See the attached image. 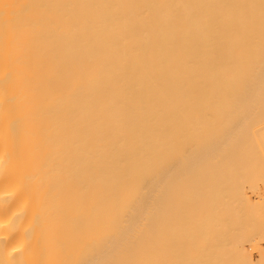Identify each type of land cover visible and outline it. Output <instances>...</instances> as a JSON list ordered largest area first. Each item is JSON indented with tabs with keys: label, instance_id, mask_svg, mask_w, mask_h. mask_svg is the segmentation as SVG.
Listing matches in <instances>:
<instances>
[{
	"label": "bare ground",
	"instance_id": "1",
	"mask_svg": "<svg viewBox=\"0 0 264 264\" xmlns=\"http://www.w3.org/2000/svg\"><path fill=\"white\" fill-rule=\"evenodd\" d=\"M263 150L264 0H0V264H165L176 217L179 258H252L189 244L225 187L178 200Z\"/></svg>",
	"mask_w": 264,
	"mask_h": 264
},
{
	"label": "rangeland",
	"instance_id": "2",
	"mask_svg": "<svg viewBox=\"0 0 264 264\" xmlns=\"http://www.w3.org/2000/svg\"><path fill=\"white\" fill-rule=\"evenodd\" d=\"M259 151H261V150H259ZM264 151V150H263ZM264 155V154H263ZM262 155V156H263ZM259 160H257V159H253V160H255V161H247L246 162V160H232L231 161V159L230 160H225L224 161V163H221V162H219V163H221V164H219L220 166H218V164H216V166H214L215 164V162H211V163H208V165H210V169L211 168H213V169H211V171H210V169H208V167L207 166H205L208 170H209V174H211V175H209V174H207L208 172L207 171H202L201 173H202V175H201V173H200V179L199 180H202L201 182H200V184L202 185V187H200L201 185L199 184V182H198V179L197 180H192L191 182H189L190 184H188V187H187V192L186 193H184V194H182V196H180V198H179V202H180V205H186V203L187 202H189L191 199H192V191L191 190H193V191H200L201 189H205L206 187L207 188H209L210 186L211 187H214V189H216L217 187V185L216 184H218V186H220V188L219 189H222V188H224L225 187V189H222L221 191H223V192H220V193H223V194H225L226 192L225 191H227V194H225V196H223L222 194L220 195L219 194V196L221 197H219V196H217L216 195V197H217V200H215L216 198H213L215 195H211V194H206L205 195V197L207 198V197H210V198H207V199H209L210 200V202H209V200H207V199H204L205 200V203L203 202L204 200H203V198H204V196H202V197H197L196 195H194L195 196V198H194V200L192 201V202H197V200L198 199H200L199 201H201V200H203L202 202H203V204H202V202H201V204H202V206H204L205 204H208L209 206H207L206 205V207L204 206L203 208H202V206L201 207H199V209L198 208H196L195 206H196V204L194 203V205L195 206H190L189 208H187V209H185V210H183V209H181V211L180 212H182V210L184 211V212H187V214L186 213H184V214H186L185 215V217H186V219H188L189 218V222H188V225H189V228H196L197 229V231L199 230V232H197L198 234L202 231V230H204V232H207V233H204V235L206 234V235H208V236H203L204 238L203 239H201L199 236H197L198 234H196L195 236L198 238H191L190 240H191V242L189 243L190 244V246H193V245H195V240H196V242H198V240H204V242H207V241H209V243H208V245L209 244H212V246L214 247V249H215V246L214 245H218L219 243H217L216 241H218L219 242V240H218V236H221V238H223V239H226V236L227 235H225V234H228V233H226V230L229 228V227H226V226H224L223 227V223L224 224H227L229 221V225L231 226V227H233L232 229H230L231 231L233 230V232H232V234H234V233H236V235H233V236H237L236 238H237V240H236V238L234 239V241H236V246H232L233 245V243H235L232 239V244H231V246H232V248H235V252H234V256H235V253L237 252V249L239 248V246H240V248L238 249L240 252H239V254H241V247H243V245H244V247H246V246H248V247H246V249L248 248V250H249V252L250 253H254L253 255H252V258H251V256H250V258L249 259H247L248 257H249V255L250 254H248V255H245V254H242V255H236V260H238L239 262H240V260H242L241 259V257L242 258H245V259H247L246 261H245V259H243V261H241L242 262V264H249L248 262H251L250 264H257V263H260V264H262L260 261H263L264 260V246H262V244L264 245V239H262L263 237L262 236H260L261 234H259V233H261L262 232V230H264V209H263V202H264V156L263 157H259L258 158ZM227 161H229V162H227ZM235 161H238V162H235ZM223 162V161H222ZM249 162H250V164H249ZM255 162V163H254ZM216 163H218V162H216ZM223 164V165H222ZM245 164V165H244ZM250 165H251V167H250ZM214 166V167H213ZM218 167V168H217ZM244 167V168H243ZM247 167H249V168H247ZM257 167V168H256ZM220 168V169H219ZM226 168V169H225ZM257 169V170H256ZM259 169H260V171H259ZM263 169V170H262ZM246 170V174H245V171ZM248 170H250V171H248ZM204 172V173H203ZM241 172L243 173V174H241ZM257 172V173H256ZM258 172H261V173H259L258 174ZM206 173V174H205ZM212 173H213V175H212ZM231 173V174H230ZM222 174V175H221ZM224 174V175H223ZM226 174V175H225ZM241 174V175H240ZM252 175V176H250V175ZM256 174V175H255ZM204 175V176H203ZM215 175V176H214ZM232 175V176H231ZM242 175H243V177L245 178H243L242 177ZM207 176H209V177H207ZM213 177V179H210L211 177ZM219 176H221L220 178H219ZM231 177V179L229 180V179H227V178H230ZM237 176V177H236ZM249 177V178H247V177ZM258 176V177H257ZM223 177V179H226V181H224V183H223V179H221ZM233 177H234V180H232L233 179ZM252 177V178H251ZM260 177V178H259ZM206 178V179H205ZM217 178H218V180H220L219 182L221 183L220 185H219V182H217L218 180H217ZM237 178V180H239L238 182H237V180H235ZM239 178H241V179H239ZM243 178V179H242ZM256 178V179H255ZM261 179V180H260ZM207 181V183H206V181ZM209 180V181H208ZM210 180H215V181H212V183L211 184H213V185H209L208 183L209 182H211ZM258 180H260V181H258ZM263 180V181H262ZM222 181V182H221ZM230 181V182H229ZM242 183H241V182ZM254 181V182H253ZM193 182V183H192ZM197 182H198V184H197ZM213 182H216V183H213ZM225 182L227 183V185L225 184ZM253 182V183H252ZM259 182V183H258ZM261 182V183H260ZM203 183V184H202ZM205 183V184H204ZM250 183H252V184H250ZM258 183V184H257ZM231 184H233V186L231 185ZM236 184V185H235ZM255 184V185H254ZM206 185V187L204 188V186ZM208 185V186H207ZM222 185H223V187H222ZM239 185V186H238ZM244 185V186H243ZM249 185V186H248ZM258 187H257V186ZM196 186V188H193V187H195ZM199 186V187H198ZM227 186H228V188H229V190H228V188H227ZM231 187V189H232V191H231V189H230V187ZM236 186H237V188H236ZM243 186V187H242ZM252 186V187H251ZM253 186H254V188L255 189H253ZM210 187V188H211ZM216 187V188H215ZM232 187H234V188H232ZM240 187V188H239ZM245 187V188H244ZM257 187V188H256ZM199 190H198V189ZM206 188V189H207ZM209 188V189H210ZM241 188L243 189V190H245V194L247 193V195L245 196V194H243L244 193V191L243 190H241ZM209 189H207V190H209ZM218 189V188H217ZM218 189V190H219ZM233 189H235V191L233 190ZM237 189V190H236ZM252 189V190H251ZM256 189H258L257 191H256ZM189 190V191H188ZM212 190H213V188H212ZM239 190V191H238ZM241 190V191H240ZM233 191H234V193H233ZM256 191V192H255ZM189 192L191 193V195H189ZM240 192V193H239ZM255 192V193H254ZM258 192H259V194H258ZM236 193V194H235ZM241 193H242V195H241ZM233 194V195H232ZM209 195V196H208ZM226 195H228L227 197H226ZM237 195V196H236ZM257 195H259V196H261V198H259V196H257ZM189 196H191V197H189ZM230 196H231V198H230ZM245 198H244V197ZM222 197H224V199L222 198ZM226 197V198H225ZM234 197V198H233ZM242 197V198H241ZM263 197V198H262ZM185 198V199H184ZM191 198V199H190ZM247 201H245L244 199ZM248 198V199H247ZM260 199L262 202H260V200H257V199ZM184 199V200H183ZM190 199V200H189ZM213 199V200H212ZM219 199L221 200V202H220V204H219ZM243 199V201H241ZM208 202H207V201ZM225 200H228L227 202H229L228 203V205H227V202L225 201ZM232 202H231V201ZM186 201V202H185ZM213 201V202H212ZM214 201H216L215 202V204H214V206L212 205L213 203H214ZM223 201V202H222ZM224 201H225V203H224ZM234 201V202H233ZM238 201V202H237ZM241 201V202H240ZM178 202V203H179ZM212 202V203H211ZM232 204H231V203ZM243 202V203H242ZM250 202H251V206L249 205L250 204ZM184 203V204H183ZM218 203V204H217ZM235 203H237V205H235ZM238 203H240V205H242V206H240ZM247 203H249V204H247ZM254 203V204H253ZM257 203V204H256ZM260 203L262 204L261 205V207H260ZM226 204V205H225ZM211 205H212V207H211ZM215 205L217 206V205H219L218 207H215ZM222 205H225V207L224 206H222ZM230 205H233V206H231L230 207ZM239 205V206H238ZM253 205V206H252ZM238 208H237V207ZM258 207V208H255V207ZM198 207V206H197ZM215 207V208H214ZM222 207V208H221ZM235 207V208H234ZM210 208V209H209ZM212 208H214L215 209V211L216 212H214L213 210L214 209H212ZM244 208V209H243ZM200 209H203V210H201L202 212H204V211H206V212H204V214H202V212L201 211H199ZM209 209V210H208ZM222 209V210H221ZM227 209V210H226ZM237 209V210H236ZM240 209V210H239ZM247 209V211H248V213H247V211H246V213L244 212L245 210ZM251 209V210H250ZM218 210H220V211H218ZM225 212H224V211ZM231 210H232V212H231ZM254 210H256V212L254 211ZM221 211H223L224 213H225V216H224V213L222 212L221 213V215L219 214ZM236 211H237V213H236ZM240 212V214H239V212ZM251 211V212H250ZM262 211V212H261ZM178 212H179V209L178 210H176L175 211V213H176V215L178 214ZM193 212V213H192ZM219 212V213H218ZM230 212L232 213V214H230ZM249 212L251 213V214H249ZM254 212V213H253ZM258 212H260V213H258ZM183 213V212H182ZM196 213V214H195ZM211 213V214H210ZM214 213H215V215H214ZM226 213H227V215H229V216H227L226 215ZM256 213H257V215H256ZM213 214V215H212ZM217 214H219V216L217 217ZM244 214V215H243ZM255 214V215H254ZM176 215H175V217H176ZM199 215V216H198ZM209 215H212V217L214 216V219L217 217L218 218V220H219V222H218V220H217V218H216V220H212L213 218H211V219H209L211 216H209ZM233 215V216H232ZM236 215V216H235ZM238 215H240L239 217H238ZM249 215H250V217H249ZM222 216V217H221ZM228 217V219H225V218H227ZM258 217V218H256V217ZM206 217V218H205ZM224 217V218H223ZM233 217V218H232ZM255 219H254V218ZM192 218H193V220H192ZM199 218H201L202 220V224L200 225L198 222L196 223V220L197 219H199ZM222 218V219H221ZM242 218V219H241ZM247 218V219H246ZM175 220L176 221H173V223L175 222V224H172V228H174L173 229V232H172V228H171V233H173L172 235H174V237H172L171 236V239H173V240H171L170 239V241H172L171 242V244L173 245H171L170 247H171V250H177L176 252H175V254H173V252L171 251V253L169 252V250H168V253H167V255H166V258H165V264H168V263H171V264H184L183 262H181V260L185 257V258H187V260L189 261H186V259L184 258L183 260L185 261V264H193V261L196 263V264H199V262H197L198 260H199V258L200 257H198L199 255L197 254V252H195L196 254H194V252H192L191 253V255L189 256H180V258L178 257L179 255L178 254H180V249H179V247H180V244H179V242H180V239H178L179 238V233H180V228H181V224H180V220H178V218L176 217L175 218ZM190 220H191V222H190ZM209 222V226H208V223H207V221ZM233 220V221H232ZM245 220V221H244ZM211 221H215L214 223L215 224H213V222H211ZM226 223H225V222ZM235 221V222H234ZM256 221V222H255ZM203 222H205L206 223V225L203 223ZM216 222H217V225L219 224V226L218 227H220V225H221V227L220 228H218V227H216ZM243 222H244V224H243ZM246 222V223H245ZM248 222V223H247ZM252 222H254V223H252ZM176 223H178V224H180L179 225V227H178V224H176ZM237 223V224H236ZM241 224V225H240ZM248 224V225H247ZM250 224V225H249ZM252 224H253V227L251 228V226H252ZM258 224V225H257ZM185 225V224H184ZM184 225L182 226V228L184 227ZM212 225V226H211ZM228 224H227V226H229ZM239 225V226H238ZM175 226H177V227H175ZM203 226H204V229H203ZM205 226H207V227H205ZM234 226H235V228H234ZM254 226H255V228H254ZM225 228V231H224V229L223 228ZM237 227V228H236ZM238 227H239V231H238ZM247 227H248V229L249 230H246L247 229ZM259 227H260V229H259ZM207 228H209V229H207ZM213 228V229H212ZM223 230H222V229ZM176 229H177V232H176V234L174 233L175 231H176ZM217 229H218V231H217ZM234 229H237L236 231L234 230ZM255 229V230H254ZM175 230V231H174ZM220 230V231H219ZM230 230H228V232L230 231ZM242 230H243V233H242ZM246 230V231H245ZM179 231V232H178ZM216 231V232H215ZM235 231V232H234ZM244 231H245V233H244ZM250 231V232H249ZM252 231V232H251ZM260 231V232H259ZM208 232L210 233V234H208ZM214 232V233H213ZM218 232H220L219 233V235H218ZM254 232V233H253ZM256 232V233H255ZM221 233H223V235L225 236V237H222L223 235L221 234ZM230 233V232H229ZM240 233H242V234H240ZM247 233H249V234H247ZM264 233V231L262 232V235H264L263 234ZM215 234V235H214ZM232 234H231V236H232ZM247 234V235H246ZM256 234V235H255ZM179 235V236H178ZM211 235L212 236H214L213 238L214 239H217V240H215V243L216 244H213L214 243V239H212V237H211ZM241 237H240V236ZM250 235V236H249ZM178 238H177V237ZM210 236V237H209ZM216 236V237H215ZM228 237H230V236H228ZM238 237H240V239L238 238ZM249 237V238H248ZM260 237H262V238H260ZM176 238V239H175ZM181 238V237H180ZM208 238H209V240H208ZM221 238H219L220 240H221ZM247 238H248V240H247ZM207 239V240H206ZM211 239H212V241H211ZM221 240L220 242H224V243H220L219 245L220 246H222V244L223 245H225V240ZM229 239V238H228ZM239 239V240H238ZM243 239V240H242ZM250 239V240H249ZM254 239L255 240H259L258 242L256 241V242H254ZM178 240V241H177ZM231 240H229V241H231ZM246 240V241H245ZM252 240V241H251ZM175 241H176V243H175ZM228 240H227V243L226 244H228L229 246V248H227V250H228V252L230 251V249H231V251H234V249H232L231 248V246H230V244L229 243H231V242H229ZM249 241H251V242H249ZM263 241V242H262ZM240 244V242H241V244L240 245H238V243ZM262 242V243H261ZM243 243V244H242ZM248 245H247V244ZM174 244H179V246L177 247V245H174ZM193 244V245H192ZM212 246H210V247H212ZM220 246H217L219 249V252L221 251L220 249H223V253L225 252V250H226V248H224L225 246H227V245H225L224 247L222 246V247H220ZM216 247V248H217ZM243 247V248H244ZM262 247V248H261ZM177 248V249H176ZM179 249V250H178ZM213 248H211L210 250H212ZM213 249V252L214 251H216V249L214 250ZM178 252V254L176 255V253ZM182 252H183V248H182ZM222 252V251H221ZM220 252V254H222ZM228 252H226V253H224V259H225V257H226V255H228ZM258 252V253H257ZM232 252H230L229 253V256H230V254H231ZM226 254V255H225ZM258 254V255H257ZM172 255V256H171ZM176 255V256H175ZM180 255H182V253L180 254ZM232 256H233V253L231 254ZM197 256V257H196ZM213 257H214V255H212ZM229 256H227V257H229ZM247 256V257H246ZM253 256H255V258H257L258 256V262H256L257 261V259H256V261H254V257ZM262 256V257H261ZM195 257V259H193ZM217 257V256H216ZM220 255H218V257L216 258L217 259V261L220 259V258H222V257H220ZM172 258V259H171ZM223 258L221 259V261L224 263V260H223ZM231 257H229V259H230ZM233 258H235V257H233ZM174 259H175V261H174ZM191 259V260H190ZM208 260H215V262H216V259H212V258H210V256H208V258H207ZM228 258L226 259L227 261V263L229 262L228 260H229ZM253 259V260H252ZM172 260V261H171ZM176 260H179V261H177L176 262ZM207 260V261H208ZM235 259H232V263L231 264H235V263H233V261H234ZM235 260V261H236ZM251 260V261H250ZM234 261V262H235ZM173 262V263H172ZM188 262V263H187ZM209 262V261H208ZM208 262H206V264L208 263ZM211 262H213V261H210L209 262V264H213V263H211ZM241 262L239 263V264H241ZM244 262H246V263H244ZM221 263V262H220ZM215 264V263H214ZM216 264H219V262H216ZM222 264V263H221ZM236 264H238V262L236 261ZM263 264H264V261H263Z\"/></svg>",
	"mask_w": 264,
	"mask_h": 264
}]
</instances>
